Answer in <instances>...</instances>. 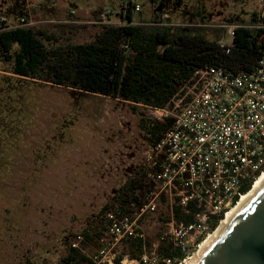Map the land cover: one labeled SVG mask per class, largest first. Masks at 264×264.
I'll return each instance as SVG.
<instances>
[{
  "label": "rangeland",
  "instance_id": "obj_1",
  "mask_svg": "<svg viewBox=\"0 0 264 264\" xmlns=\"http://www.w3.org/2000/svg\"><path fill=\"white\" fill-rule=\"evenodd\" d=\"M131 3L133 23L160 21L225 44L231 42L230 29L250 24L258 7V0ZM127 4L128 0H0V27H30L53 34L59 44L81 43L93 39L103 23L122 24L119 12ZM17 47L14 44L12 52ZM13 67L14 57L5 60L0 53V264H58L69 244L80 245V240L90 261L113 264L129 243L123 238L114 242L107 214L117 210L123 188L135 177L138 183L127 192L134 204L125 208L133 227L151 243L146 264H157L153 249L163 232L178 236L190 254L181 263L189 262L207 233L202 228L179 232L175 222L161 221L171 217L174 198L171 203L155 196L154 209L139 218L140 207L151 201L150 192L157 191L143 176L151 145L139 115L150 116L149 110L134 113L120 99L22 77ZM88 229V238L79 239ZM120 263L137 261L124 255Z\"/></svg>",
  "mask_w": 264,
  "mask_h": 264
},
{
  "label": "trees",
  "instance_id": "obj_2",
  "mask_svg": "<svg viewBox=\"0 0 264 264\" xmlns=\"http://www.w3.org/2000/svg\"><path fill=\"white\" fill-rule=\"evenodd\" d=\"M131 9L132 3L128 1L125 13L119 12L121 19L125 20L122 24L103 23L93 39L81 43L59 44L55 36L45 30L2 25L0 53L5 60L14 57L13 73L16 75L80 93L117 98L131 105L134 113H140L143 108L165 107L198 67L215 65L249 71L264 55V27L252 26L255 12L250 24L234 27L232 44L225 52L217 40H209L188 28H173L160 21L133 23ZM14 44L18 47L12 52ZM139 119L149 145H153L173 121L171 117L160 122L151 116L140 115ZM137 183V177L130 180L128 187L123 188V196L118 198L117 210L107 214L108 232L114 219L128 217L129 221H133L125 206L134 204L130 200L133 195L127 192H133ZM250 188L247 184L242 192L247 193ZM176 201L171 204V217L161 221L168 223L173 220L175 225L183 228L199 224L196 215L202 212L203 207L194 200L187 201L185 206ZM236 201L237 198L233 200V205ZM223 218V213L208 216L205 222L209 232L214 231ZM95 228H91L93 232ZM90 231L88 229L79 234V239L88 238ZM123 239L129 243V248L114 257L113 264H121L124 255L135 259L137 264H146L142 256L151 253L152 248L140 229L135 227L133 233ZM202 240L201 236L197 244ZM178 241L167 232L158 235L153 249L159 258L157 264L184 261L189 252ZM79 243L78 246L71 242L67 254L58 264H96L84 254L81 240ZM97 264L108 263L99 260Z\"/></svg>",
  "mask_w": 264,
  "mask_h": 264
},
{
  "label": "built area",
  "instance_id": "obj_3",
  "mask_svg": "<svg viewBox=\"0 0 264 264\" xmlns=\"http://www.w3.org/2000/svg\"><path fill=\"white\" fill-rule=\"evenodd\" d=\"M120 12L124 14L125 8ZM254 18L253 27H264V0H258ZM233 34L234 27L229 44L218 41L225 52ZM149 112L157 121L170 117L173 121L147 153L146 175L157 191L150 192L151 201L140 207V214L154 209L151 202L158 195L171 203L174 198L183 206L194 200L203 207L196 215L199 224L176 225V230L202 228L208 236V216H225L234 206L233 200L245 194L242 188L247 184L252 187L264 171V55L249 71L198 67L165 107L150 108ZM133 226L128 217L114 219L109 234L117 242L132 234ZM178 243L185 247L180 240Z\"/></svg>",
  "mask_w": 264,
  "mask_h": 264
},
{
  "label": "water",
  "instance_id": "obj_4",
  "mask_svg": "<svg viewBox=\"0 0 264 264\" xmlns=\"http://www.w3.org/2000/svg\"><path fill=\"white\" fill-rule=\"evenodd\" d=\"M193 264H264V184Z\"/></svg>",
  "mask_w": 264,
  "mask_h": 264
},
{
  "label": "bare ground",
  "instance_id": "obj_5",
  "mask_svg": "<svg viewBox=\"0 0 264 264\" xmlns=\"http://www.w3.org/2000/svg\"><path fill=\"white\" fill-rule=\"evenodd\" d=\"M264 184V171L263 173L256 178L255 182L253 183L251 189L245 193L242 194L240 199L237 201V203L232 206L229 210H227L226 215L221 220L220 224L216 228V230L213 233H210L205 240L200 244L199 250L196 251L191 257L188 262V260L185 263L181 264H193V262L199 257V255L203 252V250L209 245V243L213 240V238L231 221V219L239 212V210L246 204V202L250 199V197ZM188 262V263H187Z\"/></svg>",
  "mask_w": 264,
  "mask_h": 264
},
{
  "label": "flooded vegetation",
  "instance_id": "obj_6",
  "mask_svg": "<svg viewBox=\"0 0 264 264\" xmlns=\"http://www.w3.org/2000/svg\"><path fill=\"white\" fill-rule=\"evenodd\" d=\"M128 1H130V2H131V0H128Z\"/></svg>",
  "mask_w": 264,
  "mask_h": 264
}]
</instances>
